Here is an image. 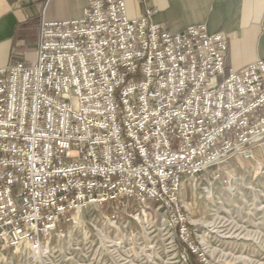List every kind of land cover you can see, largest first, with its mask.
Segmentation results:
<instances>
[{"label": "built area", "instance_id": "built-area-1", "mask_svg": "<svg viewBox=\"0 0 264 264\" xmlns=\"http://www.w3.org/2000/svg\"><path fill=\"white\" fill-rule=\"evenodd\" d=\"M152 15L87 0L81 19L42 20L33 62L0 68L1 251L38 255L90 204L170 205L264 143V59L228 70L223 32Z\"/></svg>", "mask_w": 264, "mask_h": 264}, {"label": "rangeland", "instance_id": "rangeland-1", "mask_svg": "<svg viewBox=\"0 0 264 264\" xmlns=\"http://www.w3.org/2000/svg\"><path fill=\"white\" fill-rule=\"evenodd\" d=\"M252 149L185 181L170 205L90 204L41 253L0 250V264H264V143Z\"/></svg>", "mask_w": 264, "mask_h": 264}, {"label": "crops", "instance_id": "crops-1", "mask_svg": "<svg viewBox=\"0 0 264 264\" xmlns=\"http://www.w3.org/2000/svg\"><path fill=\"white\" fill-rule=\"evenodd\" d=\"M130 18L151 19L171 33L203 25L229 39L228 70L264 59V0H125ZM87 0H0V68L34 61L42 20L81 19Z\"/></svg>", "mask_w": 264, "mask_h": 264}, {"label": "bare ground", "instance_id": "bare-ground-1", "mask_svg": "<svg viewBox=\"0 0 264 264\" xmlns=\"http://www.w3.org/2000/svg\"><path fill=\"white\" fill-rule=\"evenodd\" d=\"M80 215H81V213H79L78 216H77V217L79 218V219L77 220V223L81 225V223H82V218L80 217Z\"/></svg>", "mask_w": 264, "mask_h": 264}]
</instances>
